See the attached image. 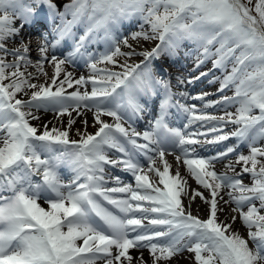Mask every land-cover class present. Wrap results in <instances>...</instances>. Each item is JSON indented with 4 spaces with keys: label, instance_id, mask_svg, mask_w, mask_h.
I'll return each mask as SVG.
<instances>
[{
    "label": "snow or ice",
    "instance_id": "1",
    "mask_svg": "<svg viewBox=\"0 0 264 264\" xmlns=\"http://www.w3.org/2000/svg\"><path fill=\"white\" fill-rule=\"evenodd\" d=\"M42 14L51 36L47 30L37 36L39 59L33 64L31 37L26 41L22 33ZM133 19L142 22L140 31L123 35L125 22ZM130 40L159 43L137 52ZM9 42L16 46L9 48ZM65 42L71 50L58 57ZM101 42L103 52L89 51ZM184 42L195 45L193 72L208 61L212 67L177 76V86L209 76V83L219 84L217 100H206L207 92L191 97L203 103L199 109L181 103L189 93L173 92L166 70L154 63L177 58ZM133 56L143 60L129 63ZM77 58L89 76L74 78L66 70ZM45 63L54 69L50 77ZM29 66L36 72H28ZM216 69L222 78L213 75ZM41 75L44 82H32ZM157 96V115L138 131L135 122L151 115L140 98ZM173 107L186 116L183 128L169 126ZM41 110L52 111L61 126L32 125ZM88 112L94 133L86 131ZM73 113L85 126L76 129L79 140L70 135ZM196 122L206 130L190 131ZM229 125L234 130L225 131ZM232 138L235 144L226 143ZM260 141L264 0H0V264H171L185 250L194 254V264H264ZM166 153L175 155V166ZM223 161L225 170L218 173L215 165ZM61 165L69 169L66 177ZM197 198L207 206L205 215L191 210ZM237 218L246 235L233 229Z\"/></svg>",
    "mask_w": 264,
    "mask_h": 264
},
{
    "label": "bare ground",
    "instance_id": "2",
    "mask_svg": "<svg viewBox=\"0 0 264 264\" xmlns=\"http://www.w3.org/2000/svg\"><path fill=\"white\" fill-rule=\"evenodd\" d=\"M57 3L60 4V1H57ZM44 21L45 20L43 19V14H42L39 23H44ZM141 23L142 22L139 19H137V22L134 25H132L133 23H126L125 22L124 27H123L125 31H124L123 35L130 36V33H129L130 30L135 29L136 25L137 24L139 25ZM144 27H145V30H147V27L148 26L145 25ZM31 29H33V27ZM23 37L25 39V35ZM130 42L133 44V47L135 48L136 51H138L139 45H142L143 43H144V48L146 49V50L143 49L144 51L151 50V48L154 47L155 44H156V42L155 43H151L150 40L149 41L141 40L139 42V44H137V42L131 41V40H130ZM8 44L9 45H14L11 42H9ZM122 50L127 51V49H122ZM195 52H196L195 51V45L192 44V43H190V42H185L181 46V50H180V54L179 55L182 58V61H186ZM9 57H11V56H9ZM29 58L33 61V64L36 62L37 59H39V53L36 51V44L33 43V42H32V50L29 53ZM154 63H157L156 66H159V68H161L160 64H162V63H164V64L165 63H170V65H172V66H181V62H179L178 60H176V58H174V59H172V58H162L161 60H157V62L154 61ZM21 70L24 71V68L21 67ZM27 71L28 72L35 73L36 72V69L34 67H32V66H29V68L27 69ZM218 72H219V70L214 71L213 72V75L216 76V74H218ZM89 74H90V70H89L88 67H86L84 69V71L80 72L79 75L80 76L81 75H84L85 77H87V76H89ZM176 77H177L176 75H169L168 73H164V78L165 79H170V81H171L172 90H175V91L176 90H178V91L183 90L182 89V87H183L182 85L177 86ZM210 77H212V76H209L207 78L201 79L200 81L207 80ZM44 80H45V77L43 75H41L39 77V80L33 79L32 82H44ZM5 83H7V81H5ZM185 86L187 87L188 85H185ZM75 87L76 86L74 85V88ZM72 90L73 89H66L67 92H71ZM140 99H141V103H147L148 105L151 104L150 106H153L152 102L158 100L159 99V96L154 97L152 100H149V101H146L144 97H141ZM153 113H154V111L151 112V115L150 116H152ZM37 115H39V117H40L39 120H32V121H30V123L32 125H34V126H39V125H42V124H45V123H47L49 125V127H52L53 125H55L56 127H60L61 126V121L55 117V114L52 111H44V110H41L40 112L37 113ZM73 116L76 119V123L73 125L72 131H71V134L70 135H71V138L72 139L79 140V137L76 135V129L79 128V129H81V131H85V126L81 122V119L82 118L76 117L75 116V113H73ZM86 117H87V120H88V125H87V128H86V131L88 133H94L96 131V128L93 125V116H92V113L91 112L86 113ZM67 119H68V117L65 115L63 117V121H62L65 126L67 125ZM102 119H104L105 121H107L109 123L112 122V118L111 117L105 116V117H102ZM196 125H199V122ZM230 158L231 157H229V159ZM260 159L264 160V158H260ZM232 160H235V159H232ZM169 163H171V164H173L175 166V163L176 162H175V160H171V162H169ZM224 163H227V161H224V162H221V163H217L215 165V169H216V171L218 173L225 170L224 169V166H223ZM65 168H66V165H61V167L59 168V172H60L61 175L64 174V172H65L64 169ZM239 170H240V166H237V171H239ZM180 171H181L182 174L185 173V171L182 170V166L180 168ZM173 172H174V168L173 169H170V173H173ZM69 174H70V172H69ZM69 174H66L65 177L67 175H69ZM247 179H251L250 174H244V181L245 182L247 181V183H249ZM189 182L192 184L193 187H196L195 182L192 181L190 178H189ZM225 199H227V197H225ZM44 207H47V206L44 204ZM225 208H226V212H227L228 206H225ZM206 209H207V206L204 204L203 201L199 200L198 198L195 201V203L192 204V208H191V210H192V212L194 214L197 212V210H199V212H200L201 215H205L206 214ZM224 218H225V214L222 213L221 214V219H224ZM238 223H240V222H238ZM238 223H237V221H235L232 224L233 229L238 230V231H241V234L246 235V231L244 230L245 227L241 224V229H240L238 227ZM131 254L133 255V257L138 256V252L136 250H131ZM181 254H182V256H185L187 258H191L190 253L187 252V251H185V252H183ZM144 258H145V260H150L149 253L147 252V250H144ZM172 260H174V261H180L178 255L175 256V257H173ZM189 260H191V259H189ZM177 264H182V263H177Z\"/></svg>",
    "mask_w": 264,
    "mask_h": 264
},
{
    "label": "rangeland",
    "instance_id": "3",
    "mask_svg": "<svg viewBox=\"0 0 264 264\" xmlns=\"http://www.w3.org/2000/svg\"><path fill=\"white\" fill-rule=\"evenodd\" d=\"M66 2H68V0H66ZM240 222V224H241V221H239ZM238 227H239V225H238ZM240 228V227H239ZM241 229V228H240ZM240 233H241V231H239ZM243 235V234H242ZM183 264H187V263H185V261H183L182 262Z\"/></svg>",
    "mask_w": 264,
    "mask_h": 264
}]
</instances>
